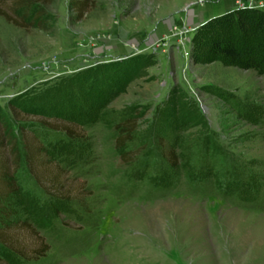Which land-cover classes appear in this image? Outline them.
Segmentation results:
<instances>
[{
  "label": "rangeland",
  "instance_id": "rangeland-1",
  "mask_svg": "<svg viewBox=\"0 0 264 264\" xmlns=\"http://www.w3.org/2000/svg\"><path fill=\"white\" fill-rule=\"evenodd\" d=\"M261 3L93 0L77 18L71 0H44V28L0 16V119L20 156L0 225L26 220L48 244L28 259L0 243V264H264V72L190 57L207 14ZM2 6L26 22L36 12ZM95 69L110 80L92 86ZM45 92L57 96L59 119L80 106L86 117L72 124L82 136L44 125L38 107L15 118L9 105H40L33 98ZM130 117L136 129L118 149L115 124ZM25 125L68 172L71 200L53 198L29 172ZM125 150H137L128 163ZM229 172L257 187L256 199L226 194ZM17 234L32 256L36 239Z\"/></svg>",
  "mask_w": 264,
  "mask_h": 264
},
{
  "label": "trees",
  "instance_id": "trees-1",
  "mask_svg": "<svg viewBox=\"0 0 264 264\" xmlns=\"http://www.w3.org/2000/svg\"><path fill=\"white\" fill-rule=\"evenodd\" d=\"M6 1V0H5ZM16 9H24L31 11L36 9L33 20L26 22L24 19H19L11 15L3 6V0H0V16H3L7 21L17 26H30L36 24L39 28L46 27L45 22L41 19L42 4L44 0H9ZM93 0H71V8L76 13L77 18H81L83 14L90 8ZM30 13V12H29ZM194 44L190 51V57L194 62L206 61L211 59H220L224 63L235 65L241 69L254 68L259 72H264V9L257 8H236L213 17L199 27L194 32ZM114 62V61H113ZM142 62H139L141 64ZM111 65V64H110ZM114 67V68H113ZM111 73L117 70L116 65H112ZM137 68L131 67L127 74L134 75ZM88 77L92 86H96L98 81L106 83L110 80V75L100 73L95 69ZM78 86H81L80 84ZM80 88V87H79ZM100 94V93H99ZM69 95V93H68ZM57 97L56 95H54ZM53 95H48L47 92L38 94L33 98L34 101L42 103L26 102L27 108L17 109L9 105L15 118L21 115L30 116L29 112L40 110L38 116H43L42 123L55 130H59L65 134L66 138L75 139L82 136V132L76 130V126L72 122L83 120L86 115L81 111L80 106L76 114L68 115L64 120L51 104H54L56 99ZM54 97V98H53ZM70 97V95H69ZM53 99V100H52ZM44 100V101H43ZM51 100V101H50ZM71 101V99L69 98ZM102 103V98L97 99ZM63 102V99H62ZM72 102V101H71ZM48 107V111H43V107ZM41 114V115H40ZM69 116H72L69 120ZM55 117V119L53 118ZM56 120L53 123L51 119ZM135 117L123 118L115 124L117 136L115 137V147L121 149L131 139L132 132L136 129ZM23 140V148L25 150V160L29 172L35 177L38 184L49 193H53V198L71 200L70 192L75 191L73 185L67 183L68 172L61 167L57 156L54 155L52 149L44 147L37 136L29 130L26 125L20 126ZM47 150V151H46ZM51 156L52 158L50 159ZM137 150H125L120 153V160L123 163H128L135 158ZM165 157L173 166L177 164L176 154L171 148H166ZM20 163L19 151L16 146V139L11 136L10 129L3 124L0 119V202L5 200L9 195V186L14 183L12 172L18 169ZM228 175V176H227ZM222 179L221 189L226 194L237 195L243 201H253L257 196V187L250 185L248 182L238 179L236 173L229 172ZM25 232L32 238L36 239L30 249L34 252L32 256H28L26 246L20 241V234ZM37 240L39 243H37ZM0 243L9 248L12 252L28 259H37L43 256L48 249V244L43 242V237L38 235L34 226L26 220H14L2 222L0 225Z\"/></svg>",
  "mask_w": 264,
  "mask_h": 264
},
{
  "label": "water",
  "instance_id": "water-1",
  "mask_svg": "<svg viewBox=\"0 0 264 264\" xmlns=\"http://www.w3.org/2000/svg\"><path fill=\"white\" fill-rule=\"evenodd\" d=\"M230 10H231V9H224V10H221L220 12L209 13V14H207V15L205 16V18H204V21H202L200 24H198L197 27L200 26L201 24H203L204 22H206L207 20H209V19H211V18H213V17L219 16V15H221V14H223V13H226V12H228V11H230Z\"/></svg>",
  "mask_w": 264,
  "mask_h": 264
},
{
  "label": "built area",
  "instance_id": "built-area-1",
  "mask_svg": "<svg viewBox=\"0 0 264 264\" xmlns=\"http://www.w3.org/2000/svg\"><path fill=\"white\" fill-rule=\"evenodd\" d=\"M263 6H264V4L261 3L259 5H255V6L251 7V8L263 9Z\"/></svg>",
  "mask_w": 264,
  "mask_h": 264
}]
</instances>
